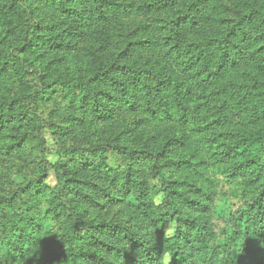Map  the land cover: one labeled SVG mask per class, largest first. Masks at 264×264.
Returning <instances> with one entry per match:
<instances>
[{
    "label": "rangeland",
    "instance_id": "obj_1",
    "mask_svg": "<svg viewBox=\"0 0 264 264\" xmlns=\"http://www.w3.org/2000/svg\"><path fill=\"white\" fill-rule=\"evenodd\" d=\"M156 1L25 0L28 12L20 17L7 2L0 0V198L23 183L20 168L41 158L57 164L58 169L51 167L46 173L47 186L53 191H46L43 196L53 198L59 196L60 174L74 176L72 155L78 158L86 146H107L109 153H117L121 148L139 150L142 153L134 163L135 172L126 166L119 174L102 177L90 170L79 173L83 177L81 184L93 201L77 203V211L80 219L92 225L90 230L99 236V239H81V249L98 251L104 261L106 258L117 264L152 261L135 237L141 243L149 234L173 236L178 229L176 218L165 213L162 194L158 192L153 202L147 203V185L152 189L155 184L160 189L164 181L158 178L149 182L139 171L141 168L160 165L170 171L174 203L181 216L189 215L187 202H191L196 206L201 204L204 215L226 217L229 212L221 196L230 200L235 196L230 186L226 187L227 193L222 191L223 181L212 164L223 151L222 142L237 126L191 136L189 125L177 123L170 112L174 91L168 86L161 88L164 82L159 80L165 74L160 68L164 65L181 72L177 77L181 82L186 78L187 83H181V87L183 90L190 87L192 104L201 97L194 96L206 93V89H198L200 84L203 88L210 81L212 88H219L226 81H235V85L240 82L238 91L245 96L248 88L264 86V75L244 61L230 68L220 81L216 80L215 72L221 58L207 64L201 73H198L201 66L192 70V65L185 67V62L197 58L202 42L217 38L216 31L230 29L240 24L242 18L241 26L251 37L248 51L264 46V0H208L193 13L196 18H188H195L196 22L189 20L187 25L183 19L195 0H176L158 9L153 5ZM75 21L80 22L82 31L74 30ZM186 26L183 37L179 38L173 31ZM22 45L24 59L15 63L11 54ZM116 64H129L138 74L109 71ZM145 79H150V87H145ZM27 80L31 85L26 84ZM93 90L96 97L86 98ZM36 102L43 108L37 107ZM19 123L25 128H17ZM26 132L35 135V151L17 145ZM171 164L177 166L175 173ZM251 178L246 176L245 182L254 188ZM49 207L54 208V203L47 204L40 218ZM3 222L5 217H0L1 229ZM20 222L23 237L17 235L7 242L9 248L18 247L14 243L29 244L35 235L30 234L36 230L35 224ZM102 222L121 224L134 238L124 234L113 239L100 228ZM222 224L223 221H216L211 237L218 242L228 239L232 245L238 244L233 233L226 234ZM104 243H114L126 251L106 252ZM218 250L222 252V247ZM52 256L42 251V257ZM169 257L167 254L166 259ZM198 257V251L189 252L190 264ZM252 264H264V240L254 248Z\"/></svg>",
    "mask_w": 264,
    "mask_h": 264
},
{
    "label": "trees",
    "instance_id": "obj_2",
    "mask_svg": "<svg viewBox=\"0 0 264 264\" xmlns=\"http://www.w3.org/2000/svg\"><path fill=\"white\" fill-rule=\"evenodd\" d=\"M4 1L9 7L14 8L20 17H24L28 12L25 0ZM207 1L195 0L194 6L188 7L183 22L186 25L189 20L195 23V12L204 7ZM172 2H176V0H157L153 5L158 9ZM190 16L195 18L188 19ZM242 19L240 24L234 25L230 29L216 31L214 36H218L217 38L202 42L197 58L185 62V67L192 65L190 67L192 70V67L201 66V70L198 72L201 73L207 64L210 65L213 60L221 58L215 72L218 81L224 79L230 68L241 61L251 64L259 72V75H264V46L252 52L248 51L251 46L249 44L251 37L248 30L241 26ZM74 25V30L82 31L79 21H75ZM181 29V31L173 30L176 31L179 38L185 35L184 31L187 26ZM23 47L22 45L18 48L20 49L18 52L11 54L12 58L15 57L13 59L15 63L24 59L21 57ZM113 67L109 71L118 70V73L122 72L124 75L131 73L136 76L138 74V71L129 64H116ZM159 71L165 74L164 79L159 80L164 82L161 88L168 86L174 91L175 100L173 101V110L170 112L173 113L177 123L189 125L191 136L205 135L210 129L230 128L228 127L230 125L237 126L238 129L232 128L229 132L230 137L222 142L223 151L212 164L213 169L223 181L222 191L227 193L226 187L230 186L235 196L233 195V200L225 195L221 196V198L227 199L221 200L225 202V209L229 212L226 217L204 215L202 205L196 206L191 202H187L189 215L181 216L174 203L175 191L172 187L173 177L170 176V171L160 165L144 167L145 170L141 168L139 171L145 174L149 182L158 178L164 181L160 189H157L155 184L151 186L152 189L147 185L146 192L149 197L146 199L147 203L153 202L159 192L165 199L163 207L167 217L176 218L178 223V229L173 236L162 233L157 236L149 234L141 243L135 237L136 243L143 247L142 250L152 256V261L143 264H190L188 254L193 251H198L200 257L195 258V263L192 264H252L254 248L263 244L264 240V86L254 88V90L248 88L249 96H245L238 91L241 89L240 82L239 85H235V81L230 83L226 81L219 88L217 86L212 88L210 81L203 88L200 84L198 89H206V93L194 96V98L201 97L192 104L193 96L190 87L186 90L182 88V85L187 83L186 78H183L181 82L177 77V74H181V72L173 71L169 66L164 65ZM103 74L105 75V73ZM26 84L31 85L30 80H27ZM144 85L150 87V79H145ZM75 94H79V91H75ZM73 97L69 99L72 100ZM94 97H96L95 90L86 96V98ZM35 105L40 107L41 104L36 102ZM41 107L43 108V105ZM17 128L25 127L19 123ZM17 145L22 149L29 147L31 151H35L37 148L35 135L26 132L24 136H20ZM2 149L6 150V147ZM82 150L83 152L78 158L75 157L76 154L72 155L71 164L74 176L69 173L65 176L60 174L58 197L57 195H54L53 198L43 197L46 191L51 193L53 191L47 186L46 173L51 167L57 168V164H52L41 158L33 164L29 163L20 168L24 186L20 187L22 184H18L15 189L0 198V217L6 219V222H3L4 227L0 228V264H98L97 262L117 264L108 262L106 258L104 261V257L98 251L89 252L81 249V242L84 238L89 237L93 240L99 239V236L90 230L92 225H87L80 219V213L77 211V203L88 199L93 201L81 184L83 177L79 173L90 170L94 171L98 177H102L119 174V170L126 169V166L127 169H132L135 172L134 163L140 160L142 152L136 149L121 148L117 153L115 151L109 153L107 146L97 144L88 145ZM171 165H173L172 171L175 173L177 166ZM246 176L252 177L250 182L255 185L254 188H249L246 185ZM87 184L88 182L85 186ZM49 202L54 203V208L49 207L48 210H45L46 214L40 218V214ZM55 211L56 214H54ZM20 220L35 224L36 230L30 233L35 235L29 244L12 242L20 248L17 246L9 248L7 242L13 240L17 235H20L19 238L23 237ZM217 220L223 221L222 228L227 235L233 233L238 244L232 245L228 239L218 242L217 238L211 237L216 229ZM102 227L105 234H110L113 239L124 234L133 236L121 224H103L102 222L100 228ZM81 239L82 241H80ZM103 247L109 253H113L115 250L118 253L126 251L123 248H117L114 243H104ZM218 247H222V252H219ZM42 251L50 252L53 256L44 258ZM167 254L170 256L168 260L166 259ZM133 261L130 258V262L133 263Z\"/></svg>",
    "mask_w": 264,
    "mask_h": 264
}]
</instances>
